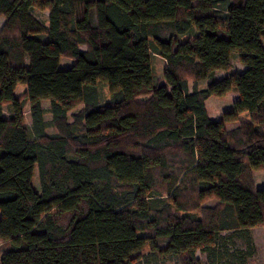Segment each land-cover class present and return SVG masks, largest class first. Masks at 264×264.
I'll return each instance as SVG.
<instances>
[{"label": "trees", "instance_id": "trees-1", "mask_svg": "<svg viewBox=\"0 0 264 264\" xmlns=\"http://www.w3.org/2000/svg\"><path fill=\"white\" fill-rule=\"evenodd\" d=\"M0 17V264H244L227 246L252 255L264 228V0H0ZM233 53L246 68L216 79Z\"/></svg>", "mask_w": 264, "mask_h": 264}, {"label": "rangeland", "instance_id": "rangeland-1", "mask_svg": "<svg viewBox=\"0 0 264 264\" xmlns=\"http://www.w3.org/2000/svg\"><path fill=\"white\" fill-rule=\"evenodd\" d=\"M33 15L38 18L41 21H45L47 17V13L45 11H36L33 10ZM2 22V17H0V24ZM262 45L264 46V39L261 40ZM81 49H84V47H81ZM238 53H233L230 58V67L228 70H217L214 72V76L216 79H221L225 77L228 73L231 72H242L246 67L240 63L238 60ZM74 60L68 59V58H60L59 61V67L60 68H67L73 64ZM152 66L155 71V75L158 79H162L163 74L166 70V64L165 60L162 59L159 56H153L152 59ZM188 88L191 89L193 87H196L197 89L205 88L208 84V80L206 79H192L188 78L187 80ZM97 88L100 91L101 97L103 100H108V90L106 86L103 83H98ZM25 91V86L22 84H19L15 88V94L19 95L20 93ZM237 98V93L234 90H230L222 97H210L205 101V107L207 109L208 115L211 118H217L222 112L231 109L233 101ZM42 106L44 108H47L48 103L47 101H42ZM79 106L75 107L73 111L78 110ZM50 118V115L48 113H45L44 119L48 120ZM24 121L26 123H29V115L27 111V107L24 109ZM237 122H227L225 124V128L230 130L232 129ZM47 133H54L55 131L52 128L46 129ZM252 178L254 181V185L257 188L264 187V167L261 169L255 170L252 172ZM33 187L37 188V178L36 174H34L32 179ZM205 204L212 205V201H206ZM251 236L253 238L254 243V249L252 255H248V253L245 251L244 245L242 243V240L236 239L231 240L228 243V249L230 251H235L238 253V255L243 256V262L244 264H264V228H256L254 231H252ZM238 251V252H237ZM244 253V254H243ZM197 255L199 258H203L201 254L197 252ZM159 264H172L171 262L165 261Z\"/></svg>", "mask_w": 264, "mask_h": 264}, {"label": "crops", "instance_id": "crops-1", "mask_svg": "<svg viewBox=\"0 0 264 264\" xmlns=\"http://www.w3.org/2000/svg\"><path fill=\"white\" fill-rule=\"evenodd\" d=\"M259 228V227H258ZM256 228H254V229H252V231H254ZM252 231H251V233H252ZM251 238H252V236H251ZM252 241H253V238H252ZM254 244V243H253Z\"/></svg>", "mask_w": 264, "mask_h": 264}]
</instances>
